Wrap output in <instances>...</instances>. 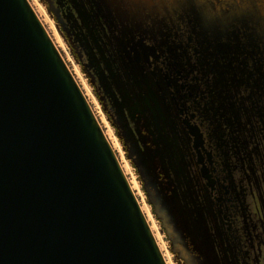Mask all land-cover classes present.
<instances>
[{
    "label": "flooded vegetation",
    "instance_id": "flooded-vegetation-1",
    "mask_svg": "<svg viewBox=\"0 0 264 264\" xmlns=\"http://www.w3.org/2000/svg\"><path fill=\"white\" fill-rule=\"evenodd\" d=\"M83 1L90 43L125 91V117L167 170L207 169L211 192L200 178L239 260L259 220L235 195L264 189V0Z\"/></svg>",
    "mask_w": 264,
    "mask_h": 264
},
{
    "label": "water",
    "instance_id": "water-1",
    "mask_svg": "<svg viewBox=\"0 0 264 264\" xmlns=\"http://www.w3.org/2000/svg\"><path fill=\"white\" fill-rule=\"evenodd\" d=\"M200 172L211 192L214 180ZM0 264H166L27 0H0Z\"/></svg>",
    "mask_w": 264,
    "mask_h": 264
},
{
    "label": "rangeland",
    "instance_id": "rangeland-1",
    "mask_svg": "<svg viewBox=\"0 0 264 264\" xmlns=\"http://www.w3.org/2000/svg\"><path fill=\"white\" fill-rule=\"evenodd\" d=\"M27 1L89 104L149 227L156 228L159 245L165 248L161 250L165 263H233V252L229 250V239L221 228L217 206L200 176L186 174L184 177L167 170L162 159L157 158V147L150 141L146 146L145 139L140 138L142 126L134 118L125 117L129 110L127 100L126 106L122 103L125 91L120 88L121 82L114 72L104 70L109 63L102 50L90 43L88 35L92 32L86 29L82 14L84 1ZM89 54L99 74L89 63ZM117 67L115 63L118 72ZM143 133L146 134L145 131ZM235 197L242 204L241 211L247 208L248 213H253L251 217H258V234L253 232L258 239L252 241V246L256 241L258 245L250 259L251 264H264V189L239 191ZM237 217L241 220L240 216ZM247 236L243 235L246 243ZM250 247L251 244L246 247L248 253L253 252Z\"/></svg>",
    "mask_w": 264,
    "mask_h": 264
},
{
    "label": "trees",
    "instance_id": "trees-1",
    "mask_svg": "<svg viewBox=\"0 0 264 264\" xmlns=\"http://www.w3.org/2000/svg\"><path fill=\"white\" fill-rule=\"evenodd\" d=\"M255 236L257 237V235H248V237H247V240H248V246H247V248L249 247V245L251 244V247H250V250L251 251H253V252H247V250L245 251V255L243 256V255H241V257H239V260L237 259V257H233L232 256V258H233V263H230V264H251L252 262H251V256H252V254H254V248L255 247H257V245H258V241H256V244L254 245V247L252 246V241L254 242L255 240H257L256 238H255ZM254 258V257H253Z\"/></svg>",
    "mask_w": 264,
    "mask_h": 264
},
{
    "label": "bare ground",
    "instance_id": "bare-ground-1",
    "mask_svg": "<svg viewBox=\"0 0 264 264\" xmlns=\"http://www.w3.org/2000/svg\"><path fill=\"white\" fill-rule=\"evenodd\" d=\"M136 186V185H135ZM142 212H143V210H141ZM150 230L152 231V234H153V231L156 233V228L153 226V227H151L150 226ZM153 234V237L155 238V240H156V242L158 243V245H159V240H160V238H159V234L158 233H156V234ZM162 249H165L164 248V245H162V247L159 245V250H160V252H161V250Z\"/></svg>",
    "mask_w": 264,
    "mask_h": 264
}]
</instances>
